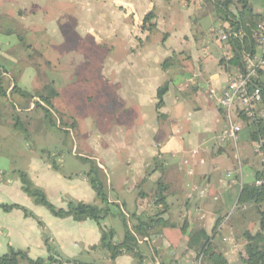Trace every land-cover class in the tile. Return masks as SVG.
I'll use <instances>...</instances> for the list:
<instances>
[{"label": "crops", "instance_id": "0c3cea01", "mask_svg": "<svg viewBox=\"0 0 264 264\" xmlns=\"http://www.w3.org/2000/svg\"><path fill=\"white\" fill-rule=\"evenodd\" d=\"M206 1L0 0V18L6 17L16 27L32 30L28 24L35 22L34 16L41 15L46 22L58 24L54 30L58 38L82 37L86 41L92 39L94 45L96 40L105 39L110 46L103 54L99 50L93 52L95 62L89 72L95 79V95L81 102H87L94 115L98 109L96 123L102 130L98 133L103 143L91 140L83 149L74 137L78 146L74 152L80 162L52 161L45 153L41 155L43 149L34 148L28 127L25 126L26 139L16 126L8 127L0 121V137L12 136L13 128L23 136V144L16 149L24 158L20 167L0 166V206L22 208H0V257L12 248L27 253L32 260L45 259L51 244L66 264H195L196 253L188 249L189 238L182 229L190 233L203 228L215 237L213 246L224 254L228 264H241L246 246L244 234L256 233L259 224L256 210L239 206L238 196L244 185L255 183L256 173L262 168L255 170L258 161L246 145L249 141L253 147L254 142L241 115H236L242 125L237 144L220 139L227 121L217 100L210 97V90H216L218 96L226 90L231 68L222 64L228 44L211 36L224 23L210 11L211 4ZM249 6L264 20V0H250ZM149 13L155 15L153 27L142 29ZM76 20L80 26L74 24ZM2 48L0 43V56ZM166 60L169 61L164 66ZM8 68L0 60V71L7 72L2 76L12 81L13 89L14 83L19 82L10 76ZM165 86L168 91L158 110V90ZM76 87L80 86L73 85L72 89ZM70 90L64 88L52 100L58 117L56 128L66 135L69 130L64 128L60 116L68 112L62 107L64 96L70 98L73 110L76 101ZM36 98H18L20 114L33 112L34 104L39 102ZM88 100L98 107L90 106ZM114 100H119L115 115L107 107ZM259 112H264L263 100ZM81 116L88 117L85 113ZM37 117L43 119V115ZM70 126L75 128V122ZM196 149L198 156L192 153ZM156 159L160 166H156ZM92 166L102 173L110 209L119 210L122 216L111 210L104 223L114 230L116 242L125 237L124 220L132 229L138 225L137 216L145 218L157 213V182L161 180L168 186L165 195L170 207L163 218L169 226L159 228L158 235L139 240L142 261L128 254L112 261L107 252L98 249L101 230L95 222L57 218L22 190L19 172L26 173L33 186L41 189L57 208L66 209L70 202L99 205L86 176ZM193 187L202 188L201 198L197 194L192 200L189 198ZM234 208L237 212L231 213ZM19 264L29 262L21 260ZM203 264L209 263L203 260Z\"/></svg>", "mask_w": 264, "mask_h": 264}, {"label": "rangeland", "instance_id": "374dc122", "mask_svg": "<svg viewBox=\"0 0 264 264\" xmlns=\"http://www.w3.org/2000/svg\"><path fill=\"white\" fill-rule=\"evenodd\" d=\"M46 18L49 20L48 17ZM37 19L40 21H37ZM34 21L28 24L29 27H32V30H27L16 27L6 17L0 18V43L3 44V55L0 56V60L3 61L4 65L6 64L9 67L10 76L13 79H17L18 85L24 91V96H22L20 93H12V89L10 88L8 90L9 96L0 95V121L5 122L8 127H14L15 123L20 120L23 126L28 127L30 130L34 148L43 149L40 152L42 153L41 155L45 153L46 157L52 159V161H59L64 164H69L73 161L80 162L74 152L78 151L76 140L81 143L83 149L91 143V140H95L100 144L103 143L102 135L98 133L102 130L97 128L96 123L97 116L99 115L98 109L94 111V115L86 106L89 104L86 102L85 105H81V102L95 95L93 92L95 79L91 78L89 72L91 70V63L95 62L93 52L99 50L100 54H103L107 50L109 51L110 46L105 39L96 40L94 45L92 39L86 41L82 37L58 38L54 31L58 26L57 23L46 22V19L41 15H38L36 18L34 16ZM74 24L77 26L81 25L78 20ZM64 35L67 36L68 34ZM4 51L6 54H4ZM83 65L85 66L82 70ZM73 85L80 87L72 89ZM64 88L68 89V91L70 89L73 90V93L70 90V94H72V98L75 96L74 101H76L73 110H71L69 104L70 98L67 96L63 98L62 107L68 110V112L66 115L61 114L62 116L60 117H62L65 125L64 128L69 130L68 135L52 126L49 119L46 118L45 112L40 107L35 108L33 112H25V115L23 113L20 114L21 110L17 104H21L17 102L18 98L23 97L27 99L26 95L30 94L49 96L53 91L62 92ZM36 100L40 101L39 98H36ZM88 101L90 106L98 107V104L94 101ZM118 102L119 100H114L113 104L107 106L113 115L119 111ZM77 110L81 114H87L88 117L81 116ZM72 112L74 114H71ZM54 113L55 110L52 111V115L57 123L58 117ZM38 114L43 115L42 120L37 117ZM73 122H75V128L70 126ZM11 133L13 135L9 138L0 137V166L2 167H20L23 165L24 158L19 157L21 151L20 149H16L20 148L23 144L21 142L23 136L15 131L14 128ZM74 137L76 140H74ZM246 145L252 157L258 161L255 170L262 168L264 155L255 152L257 149L255 143H253L252 147L250 142L246 141ZM240 147L241 143L238 144V151ZM83 149L79 151L86 155ZM233 150L236 153V149L234 148ZM119 159L121 160L122 156H119ZM111 210L112 214H118L122 217L119 210ZM236 212L235 208L231 211V213ZM254 214L257 216L256 211ZM49 247L54 249L51 244Z\"/></svg>", "mask_w": 264, "mask_h": 264}, {"label": "trees", "instance_id": "16d2710c", "mask_svg": "<svg viewBox=\"0 0 264 264\" xmlns=\"http://www.w3.org/2000/svg\"><path fill=\"white\" fill-rule=\"evenodd\" d=\"M207 4L210 5V11L216 16L219 21L224 23V30L228 34L227 44L232 51V58L222 61L225 67L232 68L234 66H243V58L251 56L256 53V43L253 39V32L258 28L259 24L263 21L259 15L255 14L250 8V0H239L235 3L233 0H207ZM235 7V11L232 10ZM155 18L153 13H149L144 19V25L142 29H151L153 25L152 20ZM243 35V36H242ZM166 60L164 63L167 65ZM7 73L6 71H0V95L6 96L11 86V80H7L2 75ZM256 84L262 90V100L264 105V72L259 73V78L255 81ZM168 88L162 87L158 90V104L157 109L160 110L164 104V96L166 95ZM12 93H20L24 96V91L15 82ZM58 96V93L53 91L49 96H36L26 95L28 99L39 98L35 107H40L45 112L46 118L52 126H57L56 121L53 119L52 111L54 110L52 100ZM44 103L46 107L42 105ZM245 122L246 127L250 133L251 141L256 142L260 138H264V120L263 119H248L243 115L240 116ZM17 130L28 138V130L23 126L21 121L16 123ZM156 161V166H160L159 160ZM54 169L58 170V167L53 163ZM20 181L22 184V190L39 205L46 207L55 217L67 218L71 217L76 222L93 221L101 230V240L98 249L107 251L110 254L112 261L116 260L123 254L133 255L143 260L140 252L139 240L142 238H150L153 235H158L159 228H165L169 226L168 222L163 216L169 211V204L167 203V197L165 192L168 190V186L161 180L157 182L159 187V195L156 197L155 206L158 207V211L155 215L148 217L137 216L138 225L130 229L124 220L126 233L122 242L115 241V232L111 228L105 226V220L111 213L109 194L106 186L103 182L102 173L97 166H92L91 171L87 173L88 181L95 191L99 205L85 204L83 202H70L66 209H60L52 205L45 193L33 186L28 175L24 172H19ZM257 181H262L261 185H257ZM238 205L240 206H252L258 215L259 230L256 233L249 231L245 232L244 238L246 240L244 255H241V264H264V162L261 171L256 173L255 183L251 185H244L241 188L238 196ZM0 208L4 211H10L15 208H20L17 205H1ZM22 209V208H20ZM24 210V209H23ZM26 215L32 216V214ZM136 217V216H135ZM41 224V223H40ZM160 226V227H158ZM186 226V225H185ZM171 227H175L171 224ZM184 234H187L188 249L196 253V261L202 257L203 260H207L209 264H228L224 254L218 250L216 251L213 246L214 236H210L203 228H197L194 231L188 233L185 228L182 229ZM46 245H49V241L46 240ZM49 256L45 259L32 260L27 253L10 249L8 253L0 257V264H19L21 260L28 261L29 264H66L68 263L60 254L54 249L48 246ZM78 264H97V263H83L76 262Z\"/></svg>", "mask_w": 264, "mask_h": 264}, {"label": "built area", "instance_id": "2783aa9c", "mask_svg": "<svg viewBox=\"0 0 264 264\" xmlns=\"http://www.w3.org/2000/svg\"><path fill=\"white\" fill-rule=\"evenodd\" d=\"M211 36L227 44L228 34L224 27L215 28ZM253 39L256 43V53L251 56L246 55L243 58L242 67L234 66L231 68L229 85L226 90L219 96L216 90H210V97L217 100V105L224 112L227 121L220 139L234 144H237L242 131V125L237 121L236 115H243L248 119L264 120V112H259V106L262 103V90L255 82L259 78V73L264 72V20L253 32ZM227 46L226 59L230 60L232 51L230 46ZM254 143L257 146L255 152L264 155V138H260ZM192 153L194 156H198L199 150H193ZM200 163L204 164L205 161L200 160ZM228 177H231V174ZM262 183V181H257V185ZM194 194L201 198L204 193L202 188L193 187L192 192L189 194L191 200ZM195 264H203V258L200 257L197 261L195 260Z\"/></svg>", "mask_w": 264, "mask_h": 264}]
</instances>
